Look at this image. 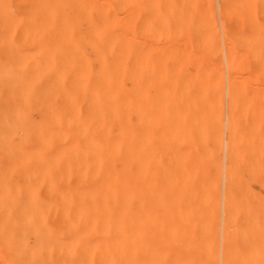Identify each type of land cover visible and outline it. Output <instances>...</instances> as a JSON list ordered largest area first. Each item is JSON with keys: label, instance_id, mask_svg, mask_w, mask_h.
I'll return each mask as SVG.
<instances>
[{"label": "bare ground", "instance_id": "6f19581e", "mask_svg": "<svg viewBox=\"0 0 264 264\" xmlns=\"http://www.w3.org/2000/svg\"><path fill=\"white\" fill-rule=\"evenodd\" d=\"M22 5L0 0V264H206L207 188L264 162V0Z\"/></svg>", "mask_w": 264, "mask_h": 264}, {"label": "rangeland", "instance_id": "374dc122", "mask_svg": "<svg viewBox=\"0 0 264 264\" xmlns=\"http://www.w3.org/2000/svg\"><path fill=\"white\" fill-rule=\"evenodd\" d=\"M35 1L23 0L21 12L40 8L42 0ZM11 38L17 40L18 35ZM26 42L34 46L36 38ZM230 165L241 167L229 170ZM216 181L212 191L206 190V264H264V162L224 161ZM209 246L214 248L212 253ZM249 252H256L250 260Z\"/></svg>", "mask_w": 264, "mask_h": 264}]
</instances>
